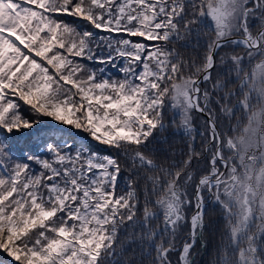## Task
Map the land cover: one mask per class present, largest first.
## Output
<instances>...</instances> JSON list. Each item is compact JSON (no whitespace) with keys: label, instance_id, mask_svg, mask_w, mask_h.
I'll return each mask as SVG.
<instances>
[{"label":"snow or ice","instance_id":"6c2138e0","mask_svg":"<svg viewBox=\"0 0 264 264\" xmlns=\"http://www.w3.org/2000/svg\"><path fill=\"white\" fill-rule=\"evenodd\" d=\"M209 205L264 264V0H0V264H195Z\"/></svg>","mask_w":264,"mask_h":264},{"label":"trees","instance_id":"16d2710c","mask_svg":"<svg viewBox=\"0 0 264 264\" xmlns=\"http://www.w3.org/2000/svg\"><path fill=\"white\" fill-rule=\"evenodd\" d=\"M70 19V18H66ZM253 26H257L258 22L255 24H252ZM100 35H105V33L101 32ZM203 43V39L200 41ZM190 43L192 45H195L197 41L195 39H191ZM179 47V50L184 55L185 58L188 57H195L197 55L198 50L194 47ZM239 51H243V49H239ZM22 103V102H21ZM196 116L200 117L203 121L204 117L200 116L198 113H194ZM242 113H238V115L241 116ZM178 118V117H177ZM241 119H244L243 115L241 116ZM178 120V119H177ZM232 123H235V119H233ZM194 127L196 128L197 132L202 131L200 126L193 122ZM55 125V122L51 120V118H44L43 120V126L45 127H53ZM171 130L169 132L164 133V135L169 136V141L173 143L174 148L179 151V149L184 147V142L187 139L182 134L180 135H171ZM230 135L232 133H229ZM54 135L57 138H63L69 140L71 143L72 141H75L77 145L79 144H88L93 148V150L101 152V153H107L108 149H105L99 145V143H95L92 140H90L87 137L86 133H83L79 130H75L74 128H71L70 126H64V130L62 132H55ZM196 135V133H194ZM200 136L196 135V142L197 145H199ZM22 143V142H21ZM157 159V162H162V158L157 154L155 157ZM124 158L121 157L122 167L125 168V170L121 174L122 179H126L130 172L128 168H130V162L128 165H125L123 163ZM206 223L208 224L207 229L205 230L204 237H203V243L204 247L201 246V244L198 242L196 245V248L194 249L195 254V264H212V261L216 259L219 248L221 244V232L224 224V220L222 218V215L220 214L219 210L217 208H214L212 205L208 206L207 214H206ZM188 229L185 228L181 232V236L185 235L187 233ZM124 233H121V239L124 238ZM180 242V238H178V244ZM141 248L138 245H129L127 247V251L125 252V257H131L134 260H137L140 256ZM155 253L153 252V255ZM177 253H173L170 255V259L172 260L173 264H177ZM0 259H6L3 253H0ZM149 258L145 257V264H147V260Z\"/></svg>","mask_w":264,"mask_h":264},{"label":"rangeland","instance_id":"374dc122","mask_svg":"<svg viewBox=\"0 0 264 264\" xmlns=\"http://www.w3.org/2000/svg\"><path fill=\"white\" fill-rule=\"evenodd\" d=\"M258 21H252V24H255V23H257ZM253 28H254V30H255V26H253ZM91 67H95V68H99V67H101V65H98V64H95V65H90ZM109 72L110 73H112V74H115V68H111V67H109ZM172 115H173V113L172 112H168L167 114H166V119H170L171 117H172ZM243 114H241V116H242ZM177 119H179V118H177ZM193 122H195L197 125H198V127L200 126V128L203 130V121H202V119L200 118V117H198V116H196L195 114H193ZM94 142V141H93ZM198 142H200V141H198ZM96 143V142H95ZM101 147H103V148H105L106 149V147L105 146H103V145H101V144H99ZM37 170H39L38 168H37ZM125 180L126 179H122V178H120V187L121 188H123V186H124V184H125ZM178 260V259H177Z\"/></svg>","mask_w":264,"mask_h":264}]
</instances>
